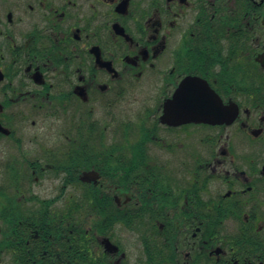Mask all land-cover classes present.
<instances>
[{
	"label": "flooded vegetation",
	"instance_id": "af4514ba",
	"mask_svg": "<svg viewBox=\"0 0 264 264\" xmlns=\"http://www.w3.org/2000/svg\"><path fill=\"white\" fill-rule=\"evenodd\" d=\"M0 264H264V0H0Z\"/></svg>",
	"mask_w": 264,
	"mask_h": 264
}]
</instances>
